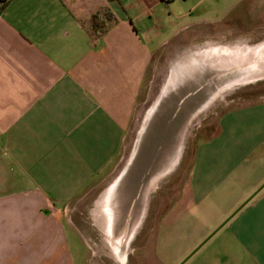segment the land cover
<instances>
[{
  "label": "crops",
  "instance_id": "0c3cea01",
  "mask_svg": "<svg viewBox=\"0 0 264 264\" xmlns=\"http://www.w3.org/2000/svg\"><path fill=\"white\" fill-rule=\"evenodd\" d=\"M243 1L0 0V264H75L68 227L81 233L73 217L122 167L153 93L154 58L205 22L188 19L202 4ZM248 9L264 14V0H248ZM263 184L258 101L226 111L198 144L158 239L202 217L208 225L187 248L215 233L196 251L199 264H264V188L219 228ZM212 202L224 209L210 224Z\"/></svg>",
  "mask_w": 264,
  "mask_h": 264
},
{
  "label": "rangeland",
  "instance_id": "374dc122",
  "mask_svg": "<svg viewBox=\"0 0 264 264\" xmlns=\"http://www.w3.org/2000/svg\"><path fill=\"white\" fill-rule=\"evenodd\" d=\"M180 9L175 6L171 10L174 22L179 21L176 16ZM200 18H205L203 19L205 22L193 25L182 32L173 39L169 48L161 50L154 58L155 67L151 66L148 81H152V91H156L157 95L175 74L173 73L175 69L191 71L195 68L192 65L198 63L201 66L205 65L199 71L200 76L208 75L223 79L218 91L216 89L205 105L194 114L170 168L150 190L149 195L152 193L155 196L149 201L148 195L140 214L143 216L142 221L143 219L145 221L142 222L144 224L142 233L134 243L137 248L135 253L131 251L129 257L122 261L116 258L119 257L118 249L113 248L108 242L112 215L121 208L118 192L115 193L114 189L119 175L123 172V168H120L110 182L93 194L73 217L81 233L68 227L69 251L75 264H180L202 243L200 242L194 249L191 248L192 250L187 248L196 243L208 225L202 217L183 219V235L175 231L173 236L158 239L159 230L166 211L181 197L198 144L216 133L220 117L226 111L264 101V14L261 15L260 9H252L251 13L248 9V0H244L240 4H202L188 17L192 21ZM209 19L216 21L210 22ZM171 34L173 35V30ZM248 48L252 49V55L249 54ZM190 64L191 66H188ZM195 75L196 73L193 74ZM148 102L141 104L140 116L144 114V109L145 115L147 114L151 105ZM138 119L133 122L131 134L126 140L127 157L138 139L137 128L140 123ZM163 177H166V181L162 183L161 189H157ZM110 192L114 199L113 212L110 210L107 197ZM176 207L183 209L181 203ZM222 208L223 206L219 207L215 202L211 203L208 212L212 220L210 224L218 219V212ZM129 223L126 221V229ZM198 258L199 255L196 253L184 264H199Z\"/></svg>",
  "mask_w": 264,
  "mask_h": 264
},
{
  "label": "water",
  "instance_id": "95a60500",
  "mask_svg": "<svg viewBox=\"0 0 264 264\" xmlns=\"http://www.w3.org/2000/svg\"><path fill=\"white\" fill-rule=\"evenodd\" d=\"M188 66H191L188 65ZM205 65L196 63L189 71L175 69L159 94L156 91L150 97L147 114L141 117L137 140L131 154L122 162L123 172L114 185L119 204L124 210H136L139 215L146 202L150 190L156 181L170 168L179 150L182 138L189 122L211 97L218 91L222 78L200 76V69ZM177 71V72H175ZM196 73L195 76L193 74ZM235 73V72H233ZM203 74V72H202ZM193 76V77H192ZM181 84L180 86H178ZM166 173V172H165ZM164 173V174H165ZM264 188V184L256 190L219 228L227 223L255 195ZM218 228V229H219ZM200 244L185 260L184 264L208 239Z\"/></svg>",
  "mask_w": 264,
  "mask_h": 264
},
{
  "label": "flooded vegetation",
  "instance_id": "af4514ba",
  "mask_svg": "<svg viewBox=\"0 0 264 264\" xmlns=\"http://www.w3.org/2000/svg\"><path fill=\"white\" fill-rule=\"evenodd\" d=\"M166 181V177H163L161 182L159 183V186L157 189H161L162 183ZM155 196V194H150L149 195V201ZM108 203L110 205V210L113 212V195L111 192L107 194ZM150 203V202H149ZM115 207V206H114ZM151 207V205H150ZM150 207L148 208V211L150 210ZM113 208V209H112ZM117 212L113 214V220L111 221L112 223L110 224V233L108 236V242H110L113 246V248H117V253H119L120 260L124 261V259H127L129 255L132 253H135L137 250L136 246L134 243L137 241L140 233H142V229L144 228L142 224V217L137 215L136 210H124V209H117ZM111 213V212H110ZM133 215V216H131ZM147 217V216H146ZM126 221L130 222L129 227L126 229ZM107 233V232H106Z\"/></svg>",
  "mask_w": 264,
  "mask_h": 264
},
{
  "label": "trees",
  "instance_id": "16d2710c",
  "mask_svg": "<svg viewBox=\"0 0 264 264\" xmlns=\"http://www.w3.org/2000/svg\"><path fill=\"white\" fill-rule=\"evenodd\" d=\"M166 1H172V0H166ZM103 19L102 17L99 18V15L94 16V33L96 36L101 37L106 32V27L102 23Z\"/></svg>",
  "mask_w": 264,
  "mask_h": 264
},
{
  "label": "bare ground",
  "instance_id": "6f19581e",
  "mask_svg": "<svg viewBox=\"0 0 264 264\" xmlns=\"http://www.w3.org/2000/svg\"><path fill=\"white\" fill-rule=\"evenodd\" d=\"M108 199V198H107Z\"/></svg>",
  "mask_w": 264,
  "mask_h": 264
}]
</instances>
